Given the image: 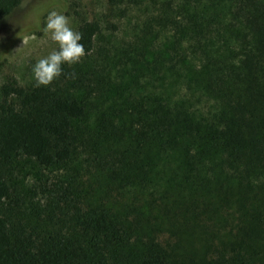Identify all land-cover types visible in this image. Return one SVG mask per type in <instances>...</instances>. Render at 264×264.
<instances>
[{
	"label": "trees",
	"instance_id": "16d2710c",
	"mask_svg": "<svg viewBox=\"0 0 264 264\" xmlns=\"http://www.w3.org/2000/svg\"><path fill=\"white\" fill-rule=\"evenodd\" d=\"M109 4L133 37L82 19L78 63L0 87V264H264V0ZM22 158L61 171L44 215Z\"/></svg>",
	"mask_w": 264,
	"mask_h": 264
},
{
	"label": "rangeland",
	"instance_id": "374dc122",
	"mask_svg": "<svg viewBox=\"0 0 264 264\" xmlns=\"http://www.w3.org/2000/svg\"><path fill=\"white\" fill-rule=\"evenodd\" d=\"M109 7V0H24L12 15L0 22V87L11 77L22 85L35 83L31 72L33 63L55 47L41 31L44 18L51 10L67 15L76 30L82 19H98L104 25L107 38L112 34L109 24H119L113 42L122 43L123 39L133 37L132 28L140 13L133 11L128 17H113ZM60 173L43 168L32 159L22 158L16 179L27 202L22 209L29 207V211L39 210L44 215L50 208L48 197ZM29 202H34V206Z\"/></svg>",
	"mask_w": 264,
	"mask_h": 264
},
{
	"label": "clouds",
	"instance_id": "9594fccd",
	"mask_svg": "<svg viewBox=\"0 0 264 264\" xmlns=\"http://www.w3.org/2000/svg\"><path fill=\"white\" fill-rule=\"evenodd\" d=\"M41 31L53 42L46 55L36 59L31 67L37 86H46L62 74V65L78 63L86 55L84 45L80 43L82 34L71 26L70 19L63 12L49 11Z\"/></svg>",
	"mask_w": 264,
	"mask_h": 264
}]
</instances>
